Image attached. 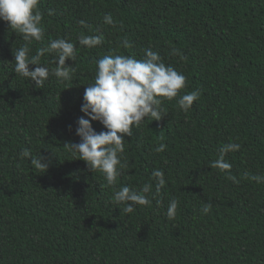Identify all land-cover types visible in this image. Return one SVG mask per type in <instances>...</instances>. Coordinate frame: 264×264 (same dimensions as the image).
Returning a JSON list of instances; mask_svg holds the SVG:
<instances>
[{"label": "trees", "instance_id": "16d2710c", "mask_svg": "<svg viewBox=\"0 0 264 264\" xmlns=\"http://www.w3.org/2000/svg\"><path fill=\"white\" fill-rule=\"evenodd\" d=\"M37 7L44 35L29 43V56L65 39L76 45L75 60L65 61L74 72L62 82L46 52L40 63L50 75L36 88L14 70L15 52L28 42L0 20V264H264V182L251 179L264 176V0H39ZM80 35L103 40L88 48ZM148 48L185 75L186 86L176 98L160 97L164 117L145 118L124 137L127 167L107 186L65 144L80 140L76 122L96 61L140 60ZM192 91L199 98L182 111L177 101ZM228 143L240 145L224 155L231 168L212 167ZM22 149L50 161L46 171ZM154 169L166 181L159 193ZM145 183L153 185L150 205L125 213L113 201L114 188ZM172 199L178 208L169 219Z\"/></svg>", "mask_w": 264, "mask_h": 264}, {"label": "clouds", "instance_id": "9594fccd", "mask_svg": "<svg viewBox=\"0 0 264 264\" xmlns=\"http://www.w3.org/2000/svg\"><path fill=\"white\" fill-rule=\"evenodd\" d=\"M39 0H0V20L8 23L9 28L18 31L28 43L18 48L14 55L15 72L34 82L36 88H43L50 75L49 68L41 65V57L46 53H53L56 57L54 74L62 82L70 81L74 68L67 66L66 60H75L76 45L65 39L51 40L47 48L39 49L35 55L29 56L31 51L29 43L32 40L40 41L44 35L41 25L42 14L38 10ZM104 22L112 25L114 20L110 14L104 16ZM80 24L85 22L81 20ZM101 35H80L78 43L88 48L102 43ZM123 47H129L124 40ZM29 65H35L32 70ZM186 76L178 72L171 65L163 63L158 52L151 48L145 49L144 58L137 60L125 55H105L96 61V74L94 83L84 90L83 103L80 111L83 116L78 118L75 134L80 138L78 143H67L69 151L85 162L89 170L101 172L107 186H115L117 178L127 162L123 158L125 151L124 137L133 136V126L138 127L144 120L151 117L159 121L163 108L160 97L171 100L176 98L181 89L186 86ZM198 91L183 94L177 103L182 111L187 112L194 101L199 98ZM146 118V119H145ZM99 122L106 131L97 132L92 122ZM71 130V125L68 126ZM166 145L161 143L156 152H162ZM237 143H228L220 148L219 157L212 162V167L228 170L231 164L225 161L224 155L229 151L239 150ZM21 157L30 158L31 165L36 169L44 170L49 167L50 161L40 153L33 157L28 149H22ZM150 178L155 181L157 193L165 186L164 172L154 169ZM233 183L236 178L229 175ZM257 182H264V176H252ZM152 183H145L141 188L134 189L129 186L114 188L113 201L124 205L125 213L135 211L136 205L148 206L151 204L149 193L152 192ZM178 201L172 199L167 208V217L172 219L176 215ZM212 208L205 203L201 209L207 214Z\"/></svg>", "mask_w": 264, "mask_h": 264}]
</instances>
